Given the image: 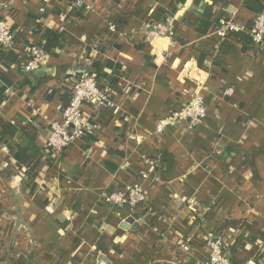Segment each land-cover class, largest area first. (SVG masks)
I'll list each match as a JSON object with an SVG mask.
<instances>
[{"label":"crops","instance_id":"0c3cea01","mask_svg":"<svg viewBox=\"0 0 264 264\" xmlns=\"http://www.w3.org/2000/svg\"><path fill=\"white\" fill-rule=\"evenodd\" d=\"M243 1L0 0L19 60L0 62V264H206L210 233L232 264H264V50L232 40L221 55L218 29L233 19L249 32ZM167 15L176 35L148 41ZM32 46L46 56L25 71ZM81 73L111 85L112 103L84 106L88 132L56 155L48 122ZM194 93L203 121L158 132ZM137 184L142 204L109 200Z\"/></svg>","mask_w":264,"mask_h":264},{"label":"built area","instance_id":"2783aa9c","mask_svg":"<svg viewBox=\"0 0 264 264\" xmlns=\"http://www.w3.org/2000/svg\"><path fill=\"white\" fill-rule=\"evenodd\" d=\"M50 0H44L48 3ZM77 8L86 6V0H67ZM43 10V7L41 8ZM219 34L222 38L228 37L230 32L242 30L233 20H220L218 24ZM111 32H116L115 23L108 26ZM249 36L252 43L260 50H264V9L258 13L249 29ZM176 35V18L167 15L163 21L157 23L155 27L146 34V39L150 42L158 38H173ZM0 45L5 48L13 46V33L5 20L0 19ZM28 59L21 64L25 71H35L45 59V52L38 46L30 47ZM160 56V55H158ZM111 85L100 86L97 77L88 73H81L74 79L71 96L62 111V119L48 122L49 136L47 147L56 155H61L70 147L76 139L86 135L89 130V119L85 113L84 106H90L93 110H98L105 105L112 103ZM207 115V107L200 96L194 93L191 99L180 109L172 110L167 115L161 117L156 125V130L162 132L170 126L185 124L194 127L200 124ZM146 163L154 166L156 161L148 156ZM146 179L147 175L144 174ZM160 177L156 175L155 180ZM147 198V190L141 185H129L124 191L113 192L109 200L115 205H127L136 207L142 204ZM210 246V256L206 264H232V254L229 243L221 236L210 233L208 237Z\"/></svg>","mask_w":264,"mask_h":264},{"label":"trees","instance_id":"16d2710c","mask_svg":"<svg viewBox=\"0 0 264 264\" xmlns=\"http://www.w3.org/2000/svg\"><path fill=\"white\" fill-rule=\"evenodd\" d=\"M243 6L253 12L255 16L260 13L264 9V1L263 0H244L243 1ZM235 40L236 42H241L244 44V47L247 46V44L251 43V37L248 35L247 32L244 30H239V31H232L230 32V35L228 37L224 38L222 44H221V55L226 54L230 47V41ZM2 60H6L10 63H18V53L14 51V49H8L0 45V62ZM97 77V76H96ZM98 83L100 86H103L99 79L97 78ZM114 79H112V83H114ZM21 151L30 156L33 157L36 155V153L40 150V148L35 145L32 141H28L25 145L20 146ZM155 161V171L158 176L161 175L162 173V167H161V158L158 155H152L151 156ZM34 175H30L31 178H33Z\"/></svg>","mask_w":264,"mask_h":264}]
</instances>
